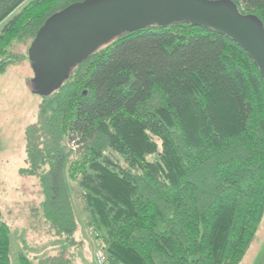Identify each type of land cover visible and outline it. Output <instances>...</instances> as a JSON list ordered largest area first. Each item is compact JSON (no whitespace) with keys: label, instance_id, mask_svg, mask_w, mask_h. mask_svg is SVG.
I'll return each mask as SVG.
<instances>
[{"label":"trees","instance_id":"1","mask_svg":"<svg viewBox=\"0 0 264 264\" xmlns=\"http://www.w3.org/2000/svg\"><path fill=\"white\" fill-rule=\"evenodd\" d=\"M82 1L0 0V73L13 41ZM230 1L264 27V0ZM39 119L29 174L54 237L82 248L69 179L104 264L241 262L264 214V82L233 41L184 22L123 34L42 97ZM16 264L31 262L19 253Z\"/></svg>","mask_w":264,"mask_h":264},{"label":"water","instance_id":"2","mask_svg":"<svg viewBox=\"0 0 264 264\" xmlns=\"http://www.w3.org/2000/svg\"><path fill=\"white\" fill-rule=\"evenodd\" d=\"M184 22L224 35L250 58L264 82V27L230 0H84L51 15L27 48L36 95L48 97L70 70L113 39Z\"/></svg>","mask_w":264,"mask_h":264},{"label":"rangeland","instance_id":"3","mask_svg":"<svg viewBox=\"0 0 264 264\" xmlns=\"http://www.w3.org/2000/svg\"><path fill=\"white\" fill-rule=\"evenodd\" d=\"M28 46L29 42L13 41L7 48L13 59L0 73V211L1 220L10 228V264L17 263L19 253L26 255L31 264H96L95 252L104 251L97 234L85 226L86 213L76 181L68 179V184L80 227L77 236L86 245L70 248L41 222L42 194L36 178L29 174L28 154L42 141V98L31 84ZM59 252L69 263L58 257ZM54 258L58 261L51 262ZM239 264H264V214Z\"/></svg>","mask_w":264,"mask_h":264},{"label":"built area","instance_id":"4","mask_svg":"<svg viewBox=\"0 0 264 264\" xmlns=\"http://www.w3.org/2000/svg\"><path fill=\"white\" fill-rule=\"evenodd\" d=\"M94 261L96 264H104V261H105L104 254H102L100 252H95Z\"/></svg>","mask_w":264,"mask_h":264},{"label":"crops","instance_id":"5","mask_svg":"<svg viewBox=\"0 0 264 264\" xmlns=\"http://www.w3.org/2000/svg\"><path fill=\"white\" fill-rule=\"evenodd\" d=\"M9 227V226H8ZM80 228V227H79ZM10 229V228H9ZM79 231V230H78ZM77 234H78V232L76 233V238H77V240H81L78 236H77ZM81 241H83V240H81ZM86 244L85 243H82V248L85 246Z\"/></svg>","mask_w":264,"mask_h":264}]
</instances>
